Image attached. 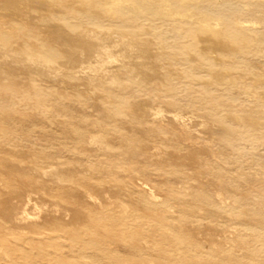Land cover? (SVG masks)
<instances>
[{
	"label": "rangeland",
	"instance_id": "1",
	"mask_svg": "<svg viewBox=\"0 0 264 264\" xmlns=\"http://www.w3.org/2000/svg\"><path fill=\"white\" fill-rule=\"evenodd\" d=\"M221 1L198 0V9L194 8L193 0L182 4L187 9L184 13L193 15L190 22L206 25L198 20L212 15L238 22L232 29L243 41L234 52L232 67L226 64L229 72L223 68L225 60L218 62L205 53L206 43L186 32L188 27L159 24L158 30L162 32L159 42L166 47L164 58L176 71L173 76L167 73L175 84L170 98L172 107L159 100L166 92L157 90L158 82L152 90L136 84L134 89L124 91L99 90L96 96L84 93L83 88L69 91L67 87L55 86L59 88L54 101L58 107L53 102L52 82L47 84L42 77L20 73L14 80L0 82V109L17 116L11 121L6 115V122L17 125L29 137L20 138L28 142H10L3 149L16 147L25 154V162L14 165L17 170L25 171L28 163L38 156L42 158L37 162V165L41 162L39 167L30 165L36 170V182L22 186L19 196L6 191L0 194V223L4 228L0 232V264H98L83 255L90 256L94 251L103 254L102 251L96 248L84 251L83 246L74 244L65 235L75 228L85 231L89 226L94 230L110 229L115 234V241L110 243L116 251L103 255L102 264H264V0H230L233 5L246 7L238 15L217 9V5L211 10L213 2ZM118 6L116 2L106 6V10L112 12ZM61 17L54 14L58 23H63ZM99 26L104 28L107 24ZM43 31L32 30L35 36ZM68 32L72 36L63 34V42L75 41L78 35L73 25L65 34ZM55 41L49 44L64 56L60 42ZM187 49L193 50L195 56L188 57ZM74 62L80 63V59L75 56ZM214 72L228 79L219 83ZM121 76L128 81V76ZM27 82L24 92L21 88ZM4 92L13 94L11 100L1 95ZM41 97L42 103L46 102L37 107ZM133 104L143 110L160 107L166 115L164 123L157 124L151 118L140 120L146 112L132 116L129 107ZM108 110L114 118L103 123L98 137L113 149L98 154L88 142L77 139L74 130H94L89 123L98 118L105 120ZM173 112L188 124L186 131L171 120L178 116L168 115ZM84 116L90 117L89 123L83 121ZM3 145L0 144V149ZM143 150L145 160L140 155ZM196 150L200 155L191 166L184 160L175 161L186 151ZM151 153L162 156L152 162L147 159ZM159 161H166L164 168L155 163ZM41 165L46 171L56 168L66 178L64 186L78 205L69 206L62 199L51 197L57 180L43 176ZM188 169L193 172L192 177ZM0 180V186L5 188L4 178ZM219 181L230 185L219 187ZM78 184L90 187L78 188ZM30 191L32 202L27 203L26 194ZM107 196L113 199L114 207L101 212L107 206L104 202ZM150 198L158 202L157 210L144 201ZM166 200L171 207L161 206ZM35 203L43 208L38 210ZM23 211L30 215L31 222H15L17 214ZM154 227L177 240L175 244H155L151 234ZM136 229L141 236L138 241L125 238ZM4 234L12 241L17 256L2 247ZM32 239H41L40 248H46L51 256L31 261L25 255L22 257L23 251L17 247L30 250L36 243L27 244Z\"/></svg>",
	"mask_w": 264,
	"mask_h": 264
},
{
	"label": "bare ground",
	"instance_id": "2",
	"mask_svg": "<svg viewBox=\"0 0 264 264\" xmlns=\"http://www.w3.org/2000/svg\"><path fill=\"white\" fill-rule=\"evenodd\" d=\"M184 1L186 0H0V82L4 79L14 80L20 73L27 74V76L32 78L35 76L42 77L45 79V83L50 84L52 82L53 84L51 85L53 87L51 93L55 96L53 102L59 96V88L55 86L67 87L68 89L66 88V90L69 91L73 90V88L74 90L83 88L84 93H91L96 96L99 90L102 93L111 92V90L115 89L124 91L134 89L132 87L136 84H142L147 89L152 90L154 88L153 84L158 82V86H156L157 90L166 92L158 97L159 100L163 105L172 107L173 102H171L170 98L172 97L171 93L175 89V84L172 79L168 78L167 73L173 76L176 74V71L170 67L169 61H166L164 58L166 57V47L165 44L159 42L162 39V36H160L162 32L158 30L160 29V23H168L169 26L181 25L188 27L186 32H190L192 36L202 39L206 43L203 47L205 53L211 54L218 62L225 60L223 63L224 69L228 67L227 65L232 67L234 52L241 48V42L243 41L235 36V32L232 29V26L236 27L238 22H231L228 19H217L213 15V17L207 16L198 20L206 22V25L198 24V22L195 23V20V22H190L189 18H192L193 15L190 17L186 12L184 13V11H187L182 4ZM116 2L119 6L115 10L112 12L106 10V6H110ZM193 2L195 3L194 8L198 9V0H193ZM212 5L213 7H210L211 10L217 5V9L231 14L233 12L234 15H238L240 10L246 8L241 4L233 5L230 0H222L221 3L213 2ZM209 10L207 9V11ZM55 13L62 16L63 23H58L55 20ZM67 16L69 17L68 19L66 18ZM209 20H214L215 23L212 24ZM103 23L107 24L104 28L99 26ZM70 24L73 25V29L78 37H76L75 41L68 42L66 40V42H63V34L68 36V38L72 36L69 32L65 34L67 28L72 26ZM85 25L90 26V28L84 27ZM34 29H42L44 31L42 34L35 36L32 32ZM55 33L58 35V38ZM50 41H55V43L60 42L59 47L64 49V56H62L56 47L49 44ZM185 51L188 57L192 58L195 56L193 50L187 49ZM75 56H77V59H80V63L74 62ZM167 56L169 57L170 55L167 54ZM62 57L64 60H62ZM79 68L81 71L77 72ZM225 72H229V69H225ZM121 74L128 76L127 82L122 79ZM213 74L219 83L225 82L228 79L221 73L214 72ZM229 77L232 78V76ZM27 85L28 82L21 90L24 89L23 91L25 92ZM47 89L48 87L46 86L45 90ZM83 92L81 94H84ZM81 94L78 95L80 98L83 96ZM1 95L5 99L10 100L13 97V94L9 92H4ZM41 99L43 98L41 97L37 101V107L44 106L46 101L42 103ZM46 100H50V98ZM54 104L58 107L56 102ZM59 107L61 106L59 105ZM64 110L66 112L69 111L67 109ZM129 111H133L132 116L134 117L146 112L142 114L140 120L151 118L160 125L164 123V117L166 116L164 115V110L160 107L143 110L137 104H133L129 107ZM173 113L168 115L178 116L172 117L171 120L177 122L183 129L182 131H186L188 124L181 119L179 114ZM6 115L7 119L11 121L17 117L8 114L2 108L0 109V133L2 134L0 135L2 136L0 144H4L2 149H0V179L3 180L4 178L5 183V188L0 186V194L6 191V193L9 192L11 195L19 196V189L22 186H25L26 183L33 184V182H36L37 178L34 180L36 170L32 169L30 165L33 167L38 166L41 162L38 165L37 162L42 158L38 156L28 163L27 170L25 171L15 169L14 165L16 166L17 163L22 164L27 157L16 147L3 148L10 144V142L23 143L26 141L25 138H22L21 141L20 138L26 137L28 139L29 137L17 125L10 126L6 122L7 119L4 118ZM19 117L23 118V116ZM112 118H114V115L111 110H108V117L105 120L98 118L89 123L90 117L84 116L83 121L88 122L94 130H88L87 128L82 130L80 128L78 131L74 130V134L77 139L86 141L90 146H93L96 153L107 154L112 151L113 147L104 142L101 136L98 137V133L99 129L104 126L103 123L106 120L112 122ZM33 128L29 131L32 132ZM42 128L46 129L45 126ZM171 129L174 130V128ZM95 130H98V132ZM11 145L13 146L14 144ZM156 150L159 151L160 149L155 148ZM145 153L146 150H143L140 154L144 160L146 159ZM198 155H200V152L198 153L197 150L193 153L186 151L180 158L176 157L175 161L184 160L191 166ZM161 156V154L151 153L150 156H147V159L151 158V161L154 162L155 158L160 159ZM165 162L159 161L155 163L163 167ZM45 169L46 167H42L41 174L43 176L53 177L57 180V185L54 186L55 193L53 192V196L51 197L57 198H53L54 200L62 199L61 202L69 206L78 205L76 198H72V194L64 186V183L68 182L66 178L60 175L56 168L48 171ZM188 171L190 172L189 169ZM192 173L190 172V177H192ZM217 184L219 187L224 186V188L230 185L227 182L221 181ZM78 186V188L83 189L90 187V185L86 184L84 186L78 184ZM102 187L104 188V186ZM26 197L27 203L32 202L31 191L26 194ZM142 197L145 198L144 195ZM92 198L94 199V197ZM158 200L161 202L160 199ZM144 201L157 210L156 206L158 202L153 200V198ZM104 202L107 206L100 210L101 212L114 207L115 203L110 196H107ZM34 205L38 210L43 208V205H38L37 203ZM161 206L171 207L167 200L161 203ZM0 217H2L1 214ZM14 220L22 224L23 222H31L32 218L26 211H23L17 214ZM1 229L4 228L0 223V232L2 231ZM75 230L76 228L65 233L74 244L83 246L81 249L84 251L96 248L103 253L99 254L97 252V254L94 251L90 256L88 254L83 255L84 258L91 257L96 263L102 264L103 255L116 251L111 248L113 245L110 243L115 241L113 240L115 236L113 230H94L90 226L85 231ZM151 231L155 244L163 246L174 245L177 241L172 239V237L165 236L161 232V229L158 232L154 227ZM116 234L118 235V233ZM6 236V234L2 235L5 241V246L2 247H6L7 253L10 252L17 256L18 253H16L15 248L12 246V241L7 239ZM127 236L129 237L125 238H129L131 242L138 241L141 237L137 229L134 233H130ZM32 241L36 243L33 244ZM40 241L36 239L27 241V244H33L30 250L21 246L17 247L23 251L22 257L25 255L24 258H29L31 261L36 258L51 256L46 248H40Z\"/></svg>",
	"mask_w": 264,
	"mask_h": 264
}]
</instances>
